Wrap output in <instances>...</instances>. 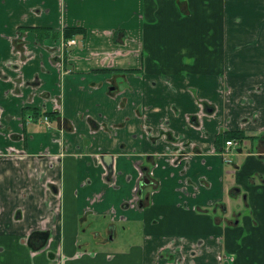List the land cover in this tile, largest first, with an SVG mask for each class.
<instances>
[{"label": "crops", "instance_id": "1", "mask_svg": "<svg viewBox=\"0 0 264 264\" xmlns=\"http://www.w3.org/2000/svg\"><path fill=\"white\" fill-rule=\"evenodd\" d=\"M229 129L264 135V0H0V264H264Z\"/></svg>", "mask_w": 264, "mask_h": 264}, {"label": "trees", "instance_id": "2", "mask_svg": "<svg viewBox=\"0 0 264 264\" xmlns=\"http://www.w3.org/2000/svg\"><path fill=\"white\" fill-rule=\"evenodd\" d=\"M32 28H34V30L37 31L39 38H42L43 36H46V35H52V36H58L59 35V31L50 29V27H47V26H34ZM63 33H64L65 38L72 37L78 33L85 35L86 34V28L83 26H80V25L65 26ZM252 136L264 138L263 134L250 135V134H247L243 129H229V130L223 131L222 133H219L216 140L218 142L219 140L222 139L223 142H225L226 139L235 137V138H238L240 141H243L245 138H251ZM33 233L35 235V232H32V235H33ZM45 236L46 235L44 234L41 241L39 243H37L36 245L32 244V246L36 247V248H39L40 246H42L45 242L44 239H46ZM29 240H30V238H29Z\"/></svg>", "mask_w": 264, "mask_h": 264}, {"label": "built area", "instance_id": "3", "mask_svg": "<svg viewBox=\"0 0 264 264\" xmlns=\"http://www.w3.org/2000/svg\"><path fill=\"white\" fill-rule=\"evenodd\" d=\"M75 42H76L75 38H69V39L63 40L64 45L72 44ZM44 118H45L46 124H48L47 117L45 116ZM239 145H240V140L238 138L233 137V138L226 139L224 147L221 149V151L225 155V158L227 161L232 160L231 155L234 153V151H236Z\"/></svg>", "mask_w": 264, "mask_h": 264}, {"label": "flooded vegetation", "instance_id": "4", "mask_svg": "<svg viewBox=\"0 0 264 264\" xmlns=\"http://www.w3.org/2000/svg\"><path fill=\"white\" fill-rule=\"evenodd\" d=\"M25 35L24 34H22L20 37H19V34H18V36H17V38H16V41H15V47L17 48V49H21V50H23L24 49V45L26 44V40H25V37H24ZM69 38H75L74 36H72V37H69ZM69 38H65L64 37V39L66 40V39H69ZM76 39V38H75ZM76 42H77V39H76ZM75 42V43H76ZM72 44H74V43H72ZM68 45V44H67ZM56 107H59V104L57 103L56 104ZM41 115H43V117H42V121L45 123V125L47 126V125H49V123H50V120H49V116L47 115V114H44V113H35V116L37 117V118H40L41 117ZM47 117V121H48V124H46V122H45V118L44 117ZM49 127V126H48ZM240 142H243V141H240ZM240 147H242V145L240 144L239 146H238V148H240ZM223 148V147H222ZM237 148V149H238ZM147 180H148V178H145V181L147 182Z\"/></svg>", "mask_w": 264, "mask_h": 264}, {"label": "rangeland", "instance_id": "5", "mask_svg": "<svg viewBox=\"0 0 264 264\" xmlns=\"http://www.w3.org/2000/svg\"><path fill=\"white\" fill-rule=\"evenodd\" d=\"M250 147H251V144H249L246 148H250ZM233 155H232V157H233ZM234 157L236 158L237 156L234 155ZM122 235H124V233L122 232V229L119 228L117 238L115 240H112L107 245L105 244V246H100V247L101 248H116V247H124V248H126L128 246L129 240L125 237L124 241H122V238H121Z\"/></svg>", "mask_w": 264, "mask_h": 264}, {"label": "water", "instance_id": "6", "mask_svg": "<svg viewBox=\"0 0 264 264\" xmlns=\"http://www.w3.org/2000/svg\"><path fill=\"white\" fill-rule=\"evenodd\" d=\"M104 157H105L108 161H112V160H113V155H112V154H104Z\"/></svg>", "mask_w": 264, "mask_h": 264}]
</instances>
